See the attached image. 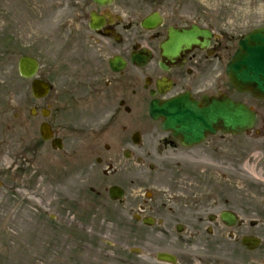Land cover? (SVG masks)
Returning <instances> with one entry per match:
<instances>
[{
	"label": "flooded vegetation",
	"instance_id": "1",
	"mask_svg": "<svg viewBox=\"0 0 264 264\" xmlns=\"http://www.w3.org/2000/svg\"><path fill=\"white\" fill-rule=\"evenodd\" d=\"M30 5L32 12L21 30L22 49L29 53L22 56L38 61L35 80L49 86L48 95L33 98L29 109V118L38 119L39 128L42 123L49 127L51 141L40 139L41 143L52 149L54 142L61 147L58 152L91 155L104 177L123 169L132 177L136 167L146 168V186L161 193L169 217L134 216L142 228H147L142 220L150 217L164 231L180 227L190 233L188 238L201 243L211 257L225 252L227 264H264L257 254L262 242L252 252L240 245L242 237L260 239L249 233L264 232L263 196L260 206L253 208L254 218L246 217L250 193L264 189L263 184L248 185L253 152L260 154L258 170L264 183V145H249L264 144L262 102L235 92L226 76L239 40L264 26L258 0H113L104 5L59 0L53 13L63 22L52 37H43L50 41L44 46L54 57L46 66L40 58L44 50L39 0ZM145 19L147 29L141 27ZM193 27L209 37H197L199 45L164 62L160 46L174 32ZM180 98L199 109L221 98L245 105L256 115L254 127L236 136L204 131L201 142L189 145L163 128L162 117L150 114L152 105ZM149 212L155 215L156 209ZM224 214L236 217L234 226L221 221ZM225 238L230 242L239 238L240 256Z\"/></svg>",
	"mask_w": 264,
	"mask_h": 264
},
{
	"label": "rangeland",
	"instance_id": "2",
	"mask_svg": "<svg viewBox=\"0 0 264 264\" xmlns=\"http://www.w3.org/2000/svg\"><path fill=\"white\" fill-rule=\"evenodd\" d=\"M263 1L258 0L260 13L264 12ZM31 2L0 0V264H160L155 260L158 252L175 254L179 264H227L225 252L211 257L201 243L188 238V232L176 234L157 226L144 229L134 221L136 215L169 217L161 193L146 186V168L136 167L134 178L122 167L114 176L104 177L91 155L57 152L41 143L39 120L29 118L30 83L17 73L18 59L28 52L22 49L21 30L32 12ZM58 2L39 0L44 66L54 57L44 46L50 41L43 37H52L63 22L53 13ZM249 145L264 144L249 141ZM251 154L248 185L263 184L264 188L258 170L260 154ZM113 185L125 191L121 202L110 201L106 194ZM250 194L248 220L254 218L251 213L260 206L264 189ZM153 207L155 215L149 212ZM249 234L261 239L257 253L261 263L264 232ZM225 241L240 256L239 238ZM130 249L141 253L136 256Z\"/></svg>",
	"mask_w": 264,
	"mask_h": 264
},
{
	"label": "water",
	"instance_id": "3",
	"mask_svg": "<svg viewBox=\"0 0 264 264\" xmlns=\"http://www.w3.org/2000/svg\"><path fill=\"white\" fill-rule=\"evenodd\" d=\"M109 1L111 0H95L98 4ZM147 24L144 22L142 26L147 27ZM197 35L205 37L206 33H199L194 29L191 33L174 34L168 44L162 46V56L168 60L178 57L183 50L196 44L194 37ZM18 68L20 75L30 78L35 74L37 65L31 59L22 58ZM227 74L237 91L250 93L253 97L264 100V28L248 34L239 42V49L228 65ZM47 90L45 85L32 84L34 96H44ZM150 113L153 117H162L163 127L171 130L174 135L185 138V142L189 144L198 143L203 138L204 131L213 133L215 123L217 128L230 134L248 130L254 123V115L245 107L225 100H213L206 104V107L199 109L186 98H180L164 105H152ZM46 131L42 126L41 136L44 140L50 136ZM109 194L112 200L120 199L122 196V192L116 188H111ZM222 220L227 225L233 223L228 216ZM143 223L149 225L152 222L144 220ZM241 243L249 250L258 245L256 240L246 238H243ZM132 252L138 253L136 250ZM156 259L163 263H176L174 257L163 253L157 254Z\"/></svg>",
	"mask_w": 264,
	"mask_h": 264
}]
</instances>
